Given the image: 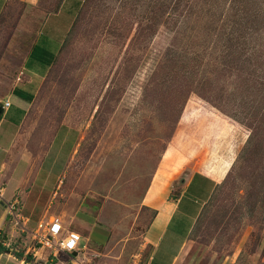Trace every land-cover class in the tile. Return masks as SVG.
Returning <instances> with one entry per match:
<instances>
[{
  "label": "rangeland",
  "instance_id": "rangeland-1",
  "mask_svg": "<svg viewBox=\"0 0 264 264\" xmlns=\"http://www.w3.org/2000/svg\"><path fill=\"white\" fill-rule=\"evenodd\" d=\"M62 1L7 0L0 14V99L35 39L58 53L24 127L35 155L50 142L53 149L19 184L25 166L9 152L15 127L6 118L0 129V213L14 199L20 212L48 198L76 143L64 127L52 139L64 123L78 133L63 175L80 197L76 229L89 249L72 256L8 234L0 264H126L140 252L145 259L139 243L152 211L141 201L150 180L148 202L163 184L179 194L197 170L219 187L205 205L206 183L185 191L192 201L183 199L170 227L182 236L193 228L176 264H264V202L247 211L251 179L239 166L245 117L264 109V22H230V0H64L45 20ZM245 63L256 66L241 75L259 76L247 89L235 67Z\"/></svg>",
  "mask_w": 264,
  "mask_h": 264
},
{
  "label": "crops",
  "instance_id": "crops-1",
  "mask_svg": "<svg viewBox=\"0 0 264 264\" xmlns=\"http://www.w3.org/2000/svg\"><path fill=\"white\" fill-rule=\"evenodd\" d=\"M6 1L7 0H3V3H1L0 5V14L3 10ZM63 1L61 2L59 8L56 11L47 13L45 20L48 17L59 13ZM82 1H80L78 7H80ZM75 16L73 17L72 22ZM45 20L44 24L46 23ZM63 39L64 36L59 41V46H61ZM37 45L39 46L38 49H36ZM56 52L57 51L49 49L47 45L45 46L39 44L38 40L35 39L32 42L30 48L25 53L22 65L20 67L21 70L19 74H17L16 79L12 82L11 88L6 94H4L3 99H0V105L4 103L5 100L9 102L8 106L2 107V115L0 117V129L5 119L8 118L12 126L15 127V139L12 146H14L16 143L14 147L10 146L11 148L9 152L11 153V151L15 149L16 155L19 157L20 160H22L25 166L21 177L18 179L17 184L23 181L26 174L30 171L31 168L34 169V167H41V165L44 163V157L51 149H53L52 144L50 142L41 156L35 155L30 150V148L27 147L30 134H28V131H24V127L29 108L34 102L35 97L37 96L45 80V77L48 74L49 69L53 65L52 63L57 57L58 53ZM31 58L35 59L36 62H34V60H31ZM11 98H14V100H12ZM11 107H14V112L10 116H8ZM60 127H64V129L72 130L76 133V143L72 148V152L70 153L69 159L68 161L64 160L61 163V171L57 177V182L52 192L49 194L48 198L38 209H36V207L34 206H32V208L30 209L26 207H22L21 209L19 208L20 212L18 210V214L20 225L16 226L11 221L13 226H8V216L6 215L5 209H3L4 211L2 210V213H0V241L2 245L6 248L8 247L10 237L14 234L16 236H27L29 240L31 239V242L38 244L32 239L30 231L36 230L38 228L39 223H48L54 216L59 217L64 230H73L76 232L78 230L76 229V217L80 212V197L77 191H73L72 193H70V184L72 180L66 185L65 177L63 175V173L67 172L73 159L76 146L78 145V133L75 128L69 126L66 127L64 123H60L55 128L52 139L54 138L57 130ZM56 164V160L52 158L48 163V171H46V175L47 172H52ZM4 166V162L1 161L0 170L4 168ZM7 176L9 177V174ZM153 181L154 177L150 180V183L141 201V205L144 208H147L148 210L152 211V216L141 235L142 240L139 243V247L143 250V252H145L146 257L144 259L141 252L137 253L136 255H138L139 257L138 264H176L185 253L187 240L189 234L191 233V229L193 228L192 224H190L186 232L184 233L185 235L182 236L179 234V231L176 233V231L171 229L170 227L174 220L175 214L180 211V206L182 205L183 199L187 198L188 202L192 201L191 197L193 196L187 194L185 191L189 187L188 185L191 181H193V183L196 182L197 187H199L201 183H206L209 188L207 190L209 191L206 197L203 199L201 203L202 205L206 202L211 190L216 184L214 183L213 179L210 178V176L197 170L195 173H192L189 178H187L184 184L185 187L181 190L179 194L169 195L171 193V188H169L170 186L163 184L164 186L161 185L160 191L158 193L153 194L151 196V201L148 202L146 199L147 196L150 194ZM5 192L6 190L4 186L0 183V201L4 200L3 196ZM193 201L196 202L195 200ZM90 221L93 222L97 220L90 219ZM8 234L10 235V237ZM79 234L82 235V240L83 238H85V240L87 239V235H83L81 233ZM87 247L88 246L85 245L82 241L79 245V251H75V254H72V252H63L70 253L72 256H75L76 254L81 252V250Z\"/></svg>",
  "mask_w": 264,
  "mask_h": 264
},
{
  "label": "trees",
  "instance_id": "trees-1",
  "mask_svg": "<svg viewBox=\"0 0 264 264\" xmlns=\"http://www.w3.org/2000/svg\"><path fill=\"white\" fill-rule=\"evenodd\" d=\"M214 1L217 2L218 0ZM219 1L221 2V0ZM82 4L83 3H81L78 11L81 10ZM228 6L230 13L224 15L227 17L230 15V17H228L230 22L240 24L242 19H246L244 21V26H246L249 21H254L255 23L258 22L260 24L264 22V0L260 3L258 0H230ZM152 13L153 16L151 15L149 18L154 22H157L158 19L154 10L152 11ZM77 15L78 12L76 13V16L73 21H75ZM236 20H239V22ZM38 48L39 46L37 45L36 49ZM238 65L240 66V68L238 67L239 69L236 71L238 72V75L240 74V76H243L241 75L240 69H248L247 67H252L253 69H255L256 66L253 63H245L243 65L237 64L235 65V67ZM253 75V73H246L245 76L241 77L243 78L241 83H243L246 89L249 88L250 85L257 84L259 76H257L255 80V76L253 77ZM252 114L253 112H250L245 117V124L248 126L250 132L247 136L246 143L241 149L239 155L240 170L245 172V174L247 173V175H249L251 179L249 181V186L246 190V207L248 208L247 211L249 212L255 211L258 205H262V203L264 202V109L262 111L255 112L253 115ZM1 115L2 111L0 113V117ZM192 183L193 181H191L188 186H190ZM217 187L219 186L216 184L211 190L204 205L207 203V201H209ZM261 195H263V198L261 197ZM262 213L263 216L262 218H260V220L264 221V209ZM4 249L7 248L4 247L0 241V252H3ZM17 255L19 257L22 256L21 253ZM26 259L29 262L31 261L32 256L29 255L26 257Z\"/></svg>",
  "mask_w": 264,
  "mask_h": 264
},
{
  "label": "built area",
  "instance_id": "built-area-1",
  "mask_svg": "<svg viewBox=\"0 0 264 264\" xmlns=\"http://www.w3.org/2000/svg\"><path fill=\"white\" fill-rule=\"evenodd\" d=\"M9 102L5 100L1 104L2 107L8 106ZM17 200L5 205L6 214L11 217L14 225H20L19 215L17 211ZM32 239L42 246L52 248L54 250L73 252L79 251L81 235L76 231L64 230L59 217L54 216L48 223H39L38 228L30 231ZM138 255H133L127 264H138Z\"/></svg>",
  "mask_w": 264,
  "mask_h": 264
},
{
  "label": "water",
  "instance_id": "water-1",
  "mask_svg": "<svg viewBox=\"0 0 264 264\" xmlns=\"http://www.w3.org/2000/svg\"><path fill=\"white\" fill-rule=\"evenodd\" d=\"M1 111H2V107L0 106V113ZM75 253H76L75 251L72 252V254H75ZM35 264H43V262L40 261L39 263H35Z\"/></svg>",
  "mask_w": 264,
  "mask_h": 264
},
{
  "label": "bare ground",
  "instance_id": "bare-ground-1",
  "mask_svg": "<svg viewBox=\"0 0 264 264\" xmlns=\"http://www.w3.org/2000/svg\"><path fill=\"white\" fill-rule=\"evenodd\" d=\"M61 263V262H60Z\"/></svg>",
  "mask_w": 264,
  "mask_h": 264
}]
</instances>
